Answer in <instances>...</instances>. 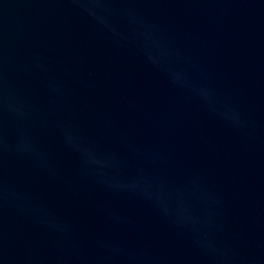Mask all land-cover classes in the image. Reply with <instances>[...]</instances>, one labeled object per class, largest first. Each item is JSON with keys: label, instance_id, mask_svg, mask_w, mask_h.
Returning a JSON list of instances; mask_svg holds the SVG:
<instances>
[{"label": "water", "instance_id": "95a60500", "mask_svg": "<svg viewBox=\"0 0 264 264\" xmlns=\"http://www.w3.org/2000/svg\"><path fill=\"white\" fill-rule=\"evenodd\" d=\"M0 264H264V0H0Z\"/></svg>", "mask_w": 264, "mask_h": 264}]
</instances>
